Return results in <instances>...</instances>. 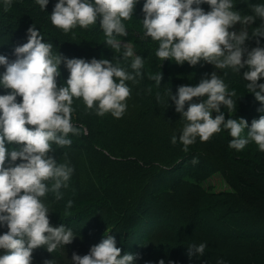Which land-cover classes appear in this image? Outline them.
I'll use <instances>...</instances> for the list:
<instances>
[{"label": "rangeland", "instance_id": "obj_1", "mask_svg": "<svg viewBox=\"0 0 264 264\" xmlns=\"http://www.w3.org/2000/svg\"><path fill=\"white\" fill-rule=\"evenodd\" d=\"M34 2L33 8H27L33 15L27 11L16 31L12 29L0 35V55L9 61L15 60L14 49L27 43V30L34 27L44 38L43 42L53 45V54L67 58L84 57L86 36L93 35L96 39L93 47L95 43L106 45L103 50L95 52L97 59H107L133 72L130 67L133 58L124 59L123 48L115 50L107 46L99 21L87 28L77 26L65 33L54 25L49 27L52 24L50 15L58 0H49L44 10L36 0ZM232 2L234 10L241 15H253L250 5L264 4V0ZM142 7L143 0H139L132 18L122 21L128 35L118 37L122 43L130 41L135 54L144 61L141 76L137 78L139 83L126 82L131 95L126 101L125 113L132 118L121 125L99 118L96 113L84 115L79 110L86 108L82 99H74L71 122L77 131L67 137L71 144L60 147L53 143V151L49 153L58 164L72 167L73 173L67 187L59 189L62 198L58 199L57 194L49 190L41 199L48 208L51 226L64 225L75 238L71 244L59 246L52 253L47 251L46 245L35 249L32 264H45V261L73 264V253L88 254L90 248L99 244L106 235L115 237L121 255H134L133 264H158L160 260L165 264H217L219 260L224 264H264V199L251 198L248 197L251 192H243L247 197L245 201L241 196L243 190L238 187V180L230 169L240 170L241 174L253 181L256 179L264 188L263 168L253 164L259 163L258 156L262 152L252 141L240 151L230 148L232 137L229 130L223 128L207 142L197 138L184 151L179 135L186 121L175 111L174 102L171 99L167 101L168 90L176 95L179 86H196L206 76L210 78L213 72L223 79L229 92L238 84L247 88L248 81L244 80L243 73L248 69L245 67L235 72L231 68L218 69L204 61L194 67L187 62L178 65L172 59L162 61L156 56L159 42L144 37ZM201 7L205 12L210 10L206 3ZM43 17L50 19L43 20ZM262 23L264 21L257 17L248 26L250 38L245 46L249 50L257 46V39L259 46L264 47V37H251L252 29ZM242 27L237 23L229 30L239 32ZM4 70L0 66V73ZM59 71L58 87L65 85L69 76L63 62ZM159 72L163 78L158 86L151 77ZM258 83H264V77ZM139 90L146 91L149 98L140 97ZM9 91L0 86V95ZM235 93L232 97L235 109L230 112L221 105V112L225 119L247 120L250 127L253 119L264 115L258 111L264 105L260 102L243 105V96ZM21 99L17 97L18 102ZM193 102L201 100L193 98ZM212 115L215 117L217 113ZM85 118L100 120V123L95 125L92 122L89 126ZM142 125L146 130H136ZM106 126L109 129H105ZM95 128H98L97 135L94 134ZM247 132L245 128L242 136L246 137ZM174 135L177 137L175 144L171 142ZM135 137H139L136 142ZM194 158L197 160L195 164L192 163ZM51 184L49 181V189ZM88 196L95 198L89 209L79 203ZM126 198L128 200L124 202ZM112 199L120 204L114 210L116 217L109 216L107 208ZM7 231L6 225L0 226V235ZM204 242L207 244L204 254L190 259L188 246ZM161 248L164 251L161 252ZM3 254L4 250L0 249V255Z\"/></svg>", "mask_w": 264, "mask_h": 264}, {"label": "clouds", "instance_id": "obj_2", "mask_svg": "<svg viewBox=\"0 0 264 264\" xmlns=\"http://www.w3.org/2000/svg\"><path fill=\"white\" fill-rule=\"evenodd\" d=\"M11 0H5V10ZM139 0H58L54 5L51 23L65 33L79 26L87 28L99 21L105 43L111 49H124V59L133 58L128 72L107 59L67 58L53 54L51 43L43 42L40 32L29 27L27 43L14 49L16 59L0 55V86L11 91L0 95V226L8 231L0 235V264H32L33 251L47 246L48 252L71 244L75 238L64 225L51 226L49 211L42 202L49 190L62 198L59 189L67 187L73 168L58 164L49 155L53 143L63 147L71 144L69 133L77 129L71 122L74 99H82L86 108L96 109V115L110 113L122 118L127 109L131 89L127 81L139 83L143 58L135 54L131 42L122 43L118 37L128 35L122 21L130 20ZM45 9L49 0H36ZM208 4L205 12L202 4ZM232 0H144L142 26L144 37L159 42L156 56L162 61L172 59L178 65L187 62L196 66L201 61L218 69L231 68L235 72L247 67L243 73L247 89L264 105V47L249 50L245 46L250 38L248 26L258 17L264 21V4L250 5L253 15H241L234 10ZM240 23L239 32L230 31ZM251 37H264V23L253 28ZM246 56V58H245ZM64 63L69 72L65 85H57L59 65ZM159 86L161 72L151 77ZM235 91L213 72L196 86H179L176 95L168 90V99L175 111L186 121L179 141L184 146L207 142L222 128L229 130V147L237 151L254 142L264 152V115L253 119L251 126L243 118H228L221 105L231 112L235 109ZM193 102V98H202ZM17 97L22 99L18 102ZM159 100L160 98L157 97ZM187 104V110L185 105ZM264 112V107L258 109ZM213 112L217 113L213 117ZM31 126V127H29ZM247 128V136L242 133ZM171 142L175 144L174 135ZM13 146V147H9ZM20 161L17 163V161ZM192 163H197L194 158ZM51 181V189L48 182ZM71 206V201L68 202ZM206 242L188 246V256L203 255ZM133 254L121 255L116 239L111 235L90 248L86 255L72 254L73 264H133ZM50 264V261H45ZM158 264H165L160 260ZM172 264V262H169ZM217 264H224L222 260Z\"/></svg>", "mask_w": 264, "mask_h": 264}, {"label": "trees", "instance_id": "obj_3", "mask_svg": "<svg viewBox=\"0 0 264 264\" xmlns=\"http://www.w3.org/2000/svg\"><path fill=\"white\" fill-rule=\"evenodd\" d=\"M143 3H144V0H143ZM34 4H35L34 0H11L10 5H8L7 10H5V7H6L5 6V0H0V35L5 34L9 31H11L12 29H13V31H16L19 28V24L21 22V19L24 17L23 15H26L27 11H28L27 13L29 15H33L31 12H29V11H31L29 9L33 8L31 6H33ZM27 8H29V9H27ZM139 12H140V9H139ZM48 19H50V18L43 17V20L48 21ZM45 23H47V22H45ZM52 26H53V24H51L49 27H52ZM86 38H87V52L82 54L84 56L82 58L83 59L85 58V60L90 61L92 58H96L97 55H95V52H99V51L103 50L106 47V45H103L101 43H95V47H93V43L96 40L93 37V35L86 36ZM231 90L235 91L237 93H240L243 96V101H242L243 105H247V106L250 105L251 106V105H255L256 103L259 102L255 99L254 94L250 93L249 90L241 84L234 85L233 87H231ZM139 91H140V93H138V95L140 97H142L144 99L149 98L146 95V91H143V90H139ZM206 98L207 97L205 96V97L198 98V99L202 101L203 99H206ZM79 110L81 112H83L84 115L96 113L95 108H93L91 110L88 109L89 112L87 111V108L79 109ZM99 118H103L104 120L111 122V123L125 125V123L129 122L132 117L128 113H124L122 118L114 119V117L108 113V114H105L104 116H99ZM176 118L177 117H175V119ZM84 121L89 126L92 125V122L95 125L100 123V120H95L96 121L95 122L94 120H92V118L91 119L85 118ZM133 126H137V125H133ZM143 126L144 125H142L140 129H136V130H139V131L146 130L145 126L144 127ZM98 128H100V126ZM98 128L94 129V134H96V135L98 132V130H97ZM105 129H109V128L106 126ZM100 131H103V130H100ZM136 135H137V133H136ZM138 138L139 137H135L134 142H136V140ZM144 138L147 139L146 137H144ZM116 151H117V149H116ZM258 158H259V163L255 162L253 164H254V166H256L260 169L262 167L263 168L262 170L264 173V152H262V155H259ZM230 169L234 173V178L236 180H238L237 181L238 187L240 186V189L243 190L241 196L245 199V201L247 200V197H245L243 195V192H246L247 194H248V192H251V194L249 196L247 195L248 197L255 198V199H258V198L264 199V188L261 187L260 184H258L256 179H254V181L251 180V178L244 176L243 174L240 173V170H238L236 168L231 167ZM169 192H171V191H169ZM252 195H253V197H252ZM127 200L128 199L126 198L124 200V202H126ZM94 202H95V198L91 197V196H88L87 198L81 199L79 201V203L87 209H89L91 206H93ZM119 205L120 204H118V202L115 201V199H112L111 202L107 203L108 212L110 214L109 216L116 217V216H114V210H116ZM164 232H166V231H164ZM175 244L173 246H175ZM160 250H161V252L164 251L163 248H161Z\"/></svg>", "mask_w": 264, "mask_h": 264}]
</instances>
